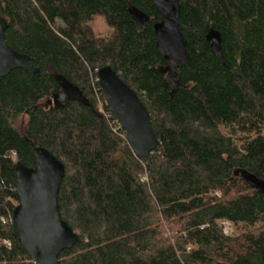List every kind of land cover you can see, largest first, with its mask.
<instances>
[{
  "label": "trees",
  "instance_id": "obj_1",
  "mask_svg": "<svg viewBox=\"0 0 264 264\" xmlns=\"http://www.w3.org/2000/svg\"><path fill=\"white\" fill-rule=\"evenodd\" d=\"M179 3L190 66L177 69L171 95L153 0H0L8 45L40 71L0 83V264H34L12 218L16 165L33 168L38 148L65 166L58 206L79 237L60 264H264V193L235 176L264 181V0ZM130 7L150 17L142 30ZM105 67L151 116L159 145L145 159L111 120ZM64 85L84 101L50 105Z\"/></svg>",
  "mask_w": 264,
  "mask_h": 264
},
{
  "label": "water",
  "instance_id": "obj_2",
  "mask_svg": "<svg viewBox=\"0 0 264 264\" xmlns=\"http://www.w3.org/2000/svg\"><path fill=\"white\" fill-rule=\"evenodd\" d=\"M162 21L154 26L157 51L168 64L163 72L166 81L173 84L174 95L180 86L177 69L190 66L187 41L180 31L179 0H153ZM134 26L142 30L150 17L142 11L130 7ZM7 22L0 18V83L15 70H23L35 76L39 70L31 65L30 58L18 53L6 41ZM207 40L218 58L223 61L222 37L211 30ZM98 81L107 104L111 120L120 125L135 157L139 160L149 157L158 147L151 116L139 96L129 88L111 67L98 71ZM56 94L50 105L60 108L69 100L83 102L81 93L66 88ZM65 166L47 150H35V166L28 168L21 163L16 165V192L20 203L13 213L12 225L21 243L34 264H60L59 255L73 249L79 242L78 235L61 219L58 196L65 177ZM236 177L242 176L257 193H264V181L251 173L240 170Z\"/></svg>",
  "mask_w": 264,
  "mask_h": 264
},
{
  "label": "rangeland",
  "instance_id": "obj_3",
  "mask_svg": "<svg viewBox=\"0 0 264 264\" xmlns=\"http://www.w3.org/2000/svg\"><path fill=\"white\" fill-rule=\"evenodd\" d=\"M96 24H95V28H96V30H97V33L100 35H105L106 33H109V31L107 30V29H105L104 28V26H103V24H102V22L101 21H96L95 22ZM223 226H224V229H225V232H226V234L228 235V236H234L235 234H237V232H238V230L235 228V227H233L231 224H229V223H225V224H223Z\"/></svg>",
  "mask_w": 264,
  "mask_h": 264
},
{
  "label": "built area",
  "instance_id": "obj_4",
  "mask_svg": "<svg viewBox=\"0 0 264 264\" xmlns=\"http://www.w3.org/2000/svg\"><path fill=\"white\" fill-rule=\"evenodd\" d=\"M6 245H7V246H10V244H9V243H6Z\"/></svg>",
  "mask_w": 264,
  "mask_h": 264
}]
</instances>
